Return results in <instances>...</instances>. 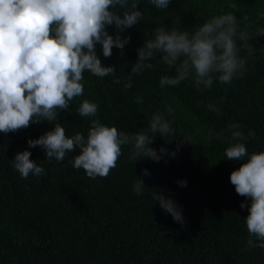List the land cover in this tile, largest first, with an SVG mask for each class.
Returning a JSON list of instances; mask_svg holds the SVG:
<instances>
[{
  "label": "trees",
  "instance_id": "1",
  "mask_svg": "<svg viewBox=\"0 0 264 264\" xmlns=\"http://www.w3.org/2000/svg\"><path fill=\"white\" fill-rule=\"evenodd\" d=\"M229 3L238 5V19L251 18V31L264 27V19L257 16L264 12V0H171L164 10L139 0L144 19L121 33L130 37L123 55L114 47L112 56L105 58L102 46L96 45L102 64L114 66L121 83L85 71L83 96L72 101L68 111L58 113L57 121L68 137L77 132L87 135L92 119L135 133L174 97L175 132L164 138L156 134L150 145L174 151L182 139L188 140L181 143L174 158L130 161V146H122V155L109 175L91 179L69 163L79 148L58 164L55 160L48 163L41 147H28L29 139H38L53 124L42 121L16 133H0V264H264V249L244 250L249 239L244 219L251 201L239 196L229 179L245 161L225 159L229 144L215 137L209 142L195 134L197 127L205 133L208 128L219 132L239 123L245 133L256 134L244 142L248 153L264 151V36L250 41L256 50L247 58V72L231 85L214 82L210 91L200 93L182 82L161 90L159 78L174 73L157 57L152 70L131 77V89L124 87L137 49L151 38L153 29L164 26L191 32L211 16L234 11ZM107 31L114 36L117 29L113 25ZM141 95L143 103L137 104ZM83 99L98 103L96 117L76 114ZM209 101L220 107L221 114L207 111ZM24 150L45 168L46 176L30 174L23 179L10 166L15 154ZM143 169L150 175L144 176ZM139 179L146 187L141 195L133 191ZM178 180H186L187 186L180 187ZM154 191L181 207L183 225L152 200ZM242 203L245 208L240 207Z\"/></svg>",
  "mask_w": 264,
  "mask_h": 264
},
{
  "label": "clouds",
  "instance_id": "2",
  "mask_svg": "<svg viewBox=\"0 0 264 264\" xmlns=\"http://www.w3.org/2000/svg\"><path fill=\"white\" fill-rule=\"evenodd\" d=\"M148 2L155 9L164 10L171 0ZM138 5L139 0H0V133H16L42 121L53 124V129L38 139H29L28 147H41L47 162L55 160L58 164L68 152L79 148V154L69 163L91 179L109 175L122 155V146H130V161L136 162L141 157L154 162L166 156L174 158L181 143L188 140L182 139L174 151L150 146L156 134L164 138L175 132L173 124L178 109L173 106L174 97L165 103L163 111L158 110L150 117L146 127L135 133L92 119L87 135L77 132L68 137L57 121L61 110L68 111L70 103L83 96L85 71L98 78L112 77L114 84L121 83L115 67L102 64L96 45L102 46L105 58L112 56L114 47L123 55L130 37L121 33L144 19ZM228 7L234 11L211 16L191 32L164 26L153 29L151 38L137 49V60L124 87L131 89V77L152 70V61L157 57L167 71L174 73L159 78L161 90L188 82L203 93L210 91L214 82L231 85L243 78L247 58L256 50L250 41L264 36V27L251 31L254 27L251 18L244 15L238 19L236 3H229ZM257 16L264 19V12H258ZM113 25L117 29L114 36L107 31ZM242 51L247 55L242 56ZM136 103H143L142 95L136 98ZM205 107L221 114L220 107L211 101ZM98 108V103L83 99L76 114L82 118L96 117ZM242 128L239 123H231L219 132L208 128L205 133L203 127H197L195 134L209 142L215 137L229 144L224 150L225 159L245 161L231 172L229 179L236 193L251 201L249 215L244 219L249 235L244 250L249 251L253 247L264 249V151L248 153L244 142L256 134L252 130L245 133ZM30 157L28 150L18 152L9 164L23 179L30 174L46 176L45 168ZM142 173L150 175L147 169ZM177 184L186 187L187 181L178 180ZM144 188L142 179L133 184L137 195ZM151 198L175 222L184 224L182 209L174 200L159 191H154ZM240 207L246 205L242 203Z\"/></svg>",
  "mask_w": 264,
  "mask_h": 264
}]
</instances>
